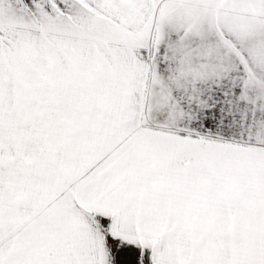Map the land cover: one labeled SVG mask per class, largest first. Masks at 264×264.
<instances>
[{
  "label": "snow or ice",
  "instance_id": "obj_1",
  "mask_svg": "<svg viewBox=\"0 0 264 264\" xmlns=\"http://www.w3.org/2000/svg\"><path fill=\"white\" fill-rule=\"evenodd\" d=\"M0 264H264V0H0Z\"/></svg>",
  "mask_w": 264,
  "mask_h": 264
}]
</instances>
